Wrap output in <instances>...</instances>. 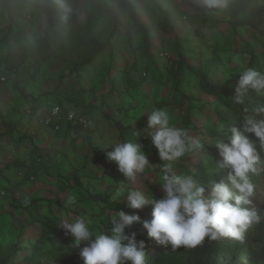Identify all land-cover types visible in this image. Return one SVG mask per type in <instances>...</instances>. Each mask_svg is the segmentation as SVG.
I'll return each mask as SVG.
<instances>
[{
	"label": "rangeland",
	"instance_id": "374dc122",
	"mask_svg": "<svg viewBox=\"0 0 264 264\" xmlns=\"http://www.w3.org/2000/svg\"><path fill=\"white\" fill-rule=\"evenodd\" d=\"M130 1L134 10H128L127 16L137 35L122 27L116 30L113 0H80L78 20L91 22L96 38L106 43L105 50L78 70L53 58L33 75V45L61 20H68L66 11L45 14L54 0H0V56L16 73L8 81L0 79V247L4 253L19 243L28 251L39 246L43 254L55 251L52 239L73 243L71 235L60 227L61 219L69 216H82L105 231L111 227V215L120 210L137 213L142 220L151 218L154 206L136 210L126 204L132 188L152 198L163 196L161 168L169 162L161 160L151 144L154 130L148 127V116L153 109H165L171 125L184 129L201 144L170 162V173L188 172L196 178L203 166L210 180L221 174L222 157L216 141L229 139V135L216 106L224 102L209 95L191 73H186L181 85L191 99L177 92V48L190 64L205 69L209 76L218 73L221 80L234 82L244 68H253L252 49L247 45L255 47L257 64L264 65V38L250 28H241L236 34L221 10H207L203 15L183 0ZM147 34L152 59L146 53ZM254 69L264 73L258 66ZM57 104L85 115L89 127L74 122L58 133L49 131L44 119ZM119 123L129 128L130 141H138L149 159V167L137 173L135 181L108 159L114 145L123 143ZM219 135L221 139H216ZM28 171L31 180L22 175ZM251 180L256 186L253 207L259 210L264 203V156ZM50 201H60L70 212L51 207ZM130 231L145 241L147 232L142 224ZM146 247L156 253L158 243L149 238ZM31 255L22 253L10 264H24ZM187 257L186 251L176 252L169 264ZM76 264H84L83 259L79 257Z\"/></svg>",
	"mask_w": 264,
	"mask_h": 264
},
{
	"label": "clouds",
	"instance_id": "9594fccd",
	"mask_svg": "<svg viewBox=\"0 0 264 264\" xmlns=\"http://www.w3.org/2000/svg\"><path fill=\"white\" fill-rule=\"evenodd\" d=\"M58 2L66 12H71L64 0ZM204 3L209 10L227 7V0H204ZM249 88L264 92V73L244 68L234 90L233 102L242 104ZM71 110L77 111L63 108L64 114ZM259 111L264 114V108ZM74 122L78 124V121L64 122L62 129ZM148 127L154 130L150 133L151 144L158 150L161 160L169 162L163 166L160 176L163 196L156 199L139 188L130 189L126 207L139 210L154 206L151 219L142 220L137 213L120 210L111 215V227L106 231L91 227V221L82 216L61 219L60 227L73 238V246L79 249L84 264H147L146 241L138 240L137 233L130 231L136 224H142L147 236L159 245L171 244L177 249L181 246L196 248L206 237L242 240L248 227L261 220L253 207L256 186L251 174L261 163L257 143L264 149V118L257 121L246 117L243 131L232 127L229 142L216 141L222 157L220 168L230 171L226 180H211L206 185L188 172H169L170 162L200 147V141L189 137L184 129L171 125L169 114L163 108L153 109L148 116ZM245 133L253 134L255 140ZM142 147L136 140L116 143L114 150L107 154L108 159L116 162L124 176L135 181L137 173L149 167Z\"/></svg>",
	"mask_w": 264,
	"mask_h": 264
},
{
	"label": "trees",
	"instance_id": "16d2710c",
	"mask_svg": "<svg viewBox=\"0 0 264 264\" xmlns=\"http://www.w3.org/2000/svg\"><path fill=\"white\" fill-rule=\"evenodd\" d=\"M192 8L207 14V7L204 0H199L202 6L197 4V0H183ZM64 2L71 8V12H66L68 20H61L52 31H46L45 38L36 41L33 45L31 70L33 75L39 74L44 64L53 59L60 58L64 61L71 63L75 70L80 69L86 65L91 64L96 58L105 50L106 43L99 41L94 35L91 22L85 20L79 22L78 10L80 0H64ZM204 4V5H203ZM63 9L58 0H54L52 6L45 8V14L58 15V10ZM134 10L133 3L130 0H113L111 11L116 17V30L120 27L125 28L129 33L136 34V29L128 19L127 11ZM221 10L222 17L226 19L230 27L236 34H240L241 28H250L256 35L264 38V0H231L229 5ZM75 12V13H73ZM63 18V17H62ZM166 21L168 18L165 17ZM172 26H170L171 29ZM137 35V34H136ZM132 41V40H131ZM146 53L151 59L153 58L151 37L147 34L145 38ZM252 49V59L250 66H258L259 70L264 71V65L257 64L256 49L252 45H247ZM248 50H250L248 48ZM179 54L178 69L175 75L176 90L186 99H191L188 94L182 90V81L186 73H191L200 79L203 83L205 91L213 96L217 101H223L222 106H216V113L221 121L224 131L230 135L229 130L236 127L243 131V121L246 117L254 120L264 118V114L260 113L259 109L264 108V92H256L249 88L244 94V102L236 104L233 102L234 90L238 84V79L234 82L221 80L218 73L209 76L205 69L196 67L190 64L184 56L180 47L177 48ZM4 58L0 56V66L5 70H12L10 78L16 76L15 69L7 67ZM3 73L4 71H0ZM118 129L120 130L122 142L130 141L129 128L119 123ZM11 132L14 129L9 128ZM249 138L255 140L251 133H245ZM222 135L217 136L216 139H221ZM225 142L229 139L224 138ZM257 150L260 157L264 156V149L259 148L257 143ZM20 167H25L23 164H18ZM163 168H161L162 170ZM230 169H223L221 174L214 180L219 182L222 179L226 180L227 173ZM25 179H30L32 172H22ZM29 175V176H28ZM200 182L208 184L211 180L203 171V166H200L198 172L195 174ZM75 178V177H74ZM79 182L78 177L75 178ZM51 207L58 206L64 212H70L68 207L60 201H50ZM261 216L259 223L251 224L244 234L242 240L233 238L219 237L215 240L205 238L203 243L196 248H187L181 246L180 248L173 249L171 244L162 246L158 244V250L153 253L146 247L147 264H169L172 254L179 251H186L188 257L177 264H264V203L257 210ZM148 218L146 220H150ZM93 228L92 224L90 225ZM149 237L145 236V241ZM56 246L55 251L43 254L41 248L38 246L28 251L29 248H24L22 243L10 247L4 253L0 247V264H10L18 255L25 252H31V256L27 257L24 264H76L77 259L80 257L79 249L73 246L69 239L56 238L52 239Z\"/></svg>",
	"mask_w": 264,
	"mask_h": 264
},
{
	"label": "built area",
	"instance_id": "2783aa9c",
	"mask_svg": "<svg viewBox=\"0 0 264 264\" xmlns=\"http://www.w3.org/2000/svg\"><path fill=\"white\" fill-rule=\"evenodd\" d=\"M2 70L4 72H0V79L2 81H8L12 74V70H5L2 66H0V71ZM44 120L45 126L55 131H60L66 121H78V123L82 124L85 128L89 127V121L86 117H84V115H79V113L74 110L68 111L64 114L63 108L60 105H55Z\"/></svg>",
	"mask_w": 264,
	"mask_h": 264
}]
</instances>
